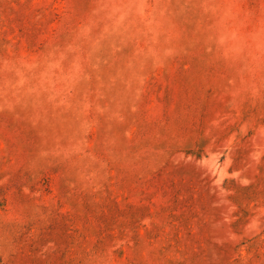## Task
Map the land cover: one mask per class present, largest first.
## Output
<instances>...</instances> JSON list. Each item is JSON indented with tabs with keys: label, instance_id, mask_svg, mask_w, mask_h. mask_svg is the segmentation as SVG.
<instances>
[{
	"label": "rangeland",
	"instance_id": "374dc122",
	"mask_svg": "<svg viewBox=\"0 0 264 264\" xmlns=\"http://www.w3.org/2000/svg\"><path fill=\"white\" fill-rule=\"evenodd\" d=\"M0 264H264V0H0Z\"/></svg>",
	"mask_w": 264,
	"mask_h": 264
}]
</instances>
